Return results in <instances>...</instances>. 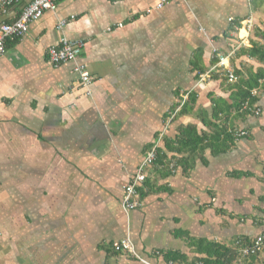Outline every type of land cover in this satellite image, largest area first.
<instances>
[{"label": "crops", "instance_id": "1", "mask_svg": "<svg viewBox=\"0 0 264 264\" xmlns=\"http://www.w3.org/2000/svg\"><path fill=\"white\" fill-rule=\"evenodd\" d=\"M30 1L0 8V24ZM157 2L58 0L22 37L7 40L0 57V264H145L114 251L112 243L124 238L154 264H169L163 251L191 263L205 255L189 243L235 246L264 231V88L256 91L258 115L229 117L228 127L246 133L229 151L205 150L188 172L152 166L140 205L123 207L147 150L164 149L180 126L210 131L212 99L232 102L233 83L199 84L197 69L208 68L215 52L236 50L242 38L249 47L262 43L253 25L264 30V7L253 13L249 0H172L160 9ZM62 38L83 43L77 60L92 77L88 87L76 62H50L48 50ZM231 63L263 66L246 56ZM189 92L197 95L194 111L174 119L172 108Z\"/></svg>", "mask_w": 264, "mask_h": 264}, {"label": "trees", "instance_id": "2", "mask_svg": "<svg viewBox=\"0 0 264 264\" xmlns=\"http://www.w3.org/2000/svg\"><path fill=\"white\" fill-rule=\"evenodd\" d=\"M250 8L253 13H257L264 7V0H249ZM239 26V23H234ZM254 36L261 37L260 41L252 40V46H243L236 48L234 57H249L255 58L263 63L262 67L254 70L253 68L234 69L238 80L231 86L232 90V102L226 103L220 99H212L213 103V121L208 120L206 123L210 131L199 132L195 125L189 124L186 126H180L178 128V134L174 138H165V148H156L157 159L153 165L160 171L172 172V170L181 167L184 172H188L193 166L196 159L205 150H211L212 154H222L229 151L235 144L236 140L241 138L236 134V128H230L228 120L231 114L236 116L253 115L254 109L258 107L259 96L257 93L253 94L260 88H264V30L259 27H254ZM8 42V41H7ZM216 60L212 59L211 65L215 64ZM207 68L197 69V75L206 71ZM222 79L228 81L227 77L221 76L219 73H213L211 80ZM225 81V82H226ZM229 82V81H228ZM231 83V82H230ZM182 98L172 108L175 114V118L190 114L194 111L197 95L189 92L188 99L181 106L180 110L177 108ZM248 104L249 108L244 106ZM207 119H204L206 121ZM154 146V145H153ZM152 148V147H151ZM174 163V168L171 169L169 163ZM236 173L234 176H239ZM146 180V179H145ZM145 183V182H144ZM139 186L137 188L138 193L142 191ZM246 241L248 238H240L239 240ZM190 247L199 254H204V257L194 258L191 263L188 262L187 257L179 252L163 251L167 262H186L187 264H236V261L240 259V253L238 247L232 245L223 244L220 242L211 241H196L195 243H189ZM264 253V252H263ZM262 253H257L243 257L244 260H252L256 262ZM155 255V253H154ZM259 264V262H257ZM255 264V263H251ZM264 264V257L261 259V263Z\"/></svg>", "mask_w": 264, "mask_h": 264}, {"label": "built area", "instance_id": "3", "mask_svg": "<svg viewBox=\"0 0 264 264\" xmlns=\"http://www.w3.org/2000/svg\"><path fill=\"white\" fill-rule=\"evenodd\" d=\"M19 0H0V8L3 12L13 3L18 2ZM58 0H31L27 3L19 17L15 19L13 22H3L0 24V57H2L6 52V42L8 39H15L22 37L28 30L31 22L38 20L46 11H52L56 7V3ZM172 0H158L156 7L162 8L166 3ZM66 24V20H62L58 24V28L62 29ZM241 45L247 46V42L244 38L240 41ZM83 43L81 41H70L66 38H62L58 45L51 47L48 50V57L50 62L54 66H59L61 63L74 61L76 62L75 71L79 74L81 79V83L83 87H88L91 83L92 77L84 63L79 62L77 59L80 56L82 50ZM235 50L225 54L220 51L215 52L212 56V59H215L216 62L213 65H210L205 72L201 73L198 77L199 84L205 83L211 80V76L213 73H219L221 76L227 77L228 81L234 83L238 80V76L234 71V67L231 63L232 57H234ZM254 92L253 94H255ZM189 93H186L178 108L177 111L180 110L181 106L188 99ZM245 108H249V105L246 104ZM254 113L258 115L260 113V108L254 109ZM236 134L240 137L244 136L245 131H237ZM156 146L147 150L144 154L143 161L140 163L138 170L134 176V179L131 183H129L124 189L123 195V207L126 210H133L140 205L139 193L137 188L145 181L147 178L150 169L154 165L157 159V151ZM170 168H174V163H169ZM174 170V169H173ZM235 246L238 247L240 257H245L257 253L264 252V231L259 235L252 237L247 241H242L237 239L235 242ZM112 248L115 252L128 255L130 257L137 258L141 260L145 264H154L147 259H143L139 256L129 241L128 238H124L118 241H114L112 243ZM155 254H159V252H155ZM169 264H184L182 262H172Z\"/></svg>", "mask_w": 264, "mask_h": 264}]
</instances>
